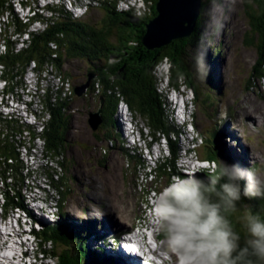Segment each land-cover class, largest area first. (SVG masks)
<instances>
[{
  "label": "rangeland",
  "instance_id": "374dc122",
  "mask_svg": "<svg viewBox=\"0 0 264 264\" xmlns=\"http://www.w3.org/2000/svg\"><path fill=\"white\" fill-rule=\"evenodd\" d=\"M100 1L105 2L109 0ZM111 1L116 2L115 9L118 12L129 8L133 11L149 12V5L144 0ZM27 2L34 9V13L37 12L36 14H40L41 16H50L56 19L59 18L52 13L45 12L47 5L60 3L71 15V18L76 19L75 17L78 18V14L74 11L79 10L82 13L83 10L85 11V8H81V6L88 4V0H72L71 3L74 4L75 2L79 8L75 6L70 8L66 0H27ZM202 2L206 17L203 25L208 29L207 35L213 36V42L210 43L208 41L206 44H208L209 49L210 47L219 46L222 51L216 54L211 49H207L204 54L211 71L210 81L211 78L213 79L209 84V88L206 85L204 90L201 89L200 83L197 86L199 93L205 92L206 97H203L206 102L202 104L200 98L192 105L197 133L202 139L200 140L198 137L193 144L203 142L195 156L196 158L202 157V155L205 156L208 150H212L213 146H215V149L219 153L221 151V154H223V161L226 159V162L230 164H239L244 168H248L254 163H260L261 160L264 161V79L258 80L253 74V71H256L258 68V52L253 45H249V42L255 37L246 13V4H249L250 0H221V2L217 0H202ZM13 11L14 13H18L20 17L26 14V11L20 12L17 6H14ZM34 13L30 12L28 15L31 16ZM104 17V8L97 3H92L85 14L81 18H78V20H83L87 24L99 27ZM38 25L40 28L37 26L32 27L33 32L41 30L44 26L43 24ZM216 25V32H213L212 28ZM117 36L118 33L113 38L117 39ZM254 66L256 70H253ZM168 68L169 63L163 61L161 66L159 65L155 69L157 84L162 79L164 81L163 87H165L164 83L166 82V78H168ZM29 74L23 76L18 84L21 88L17 89L19 94L17 102L12 101L10 97L5 95L1 97L2 89H0L1 116L5 117L11 114V117L16 119L19 124L22 122L32 126L34 124L36 130L39 131L44 111L41 110L38 96L44 88L52 85L54 90L59 87L63 91L66 89L63 96H71L72 100L71 103H68V110L71 116L70 128L66 137L68 146L62 159H60L63 163V169H60L57 163L46 160L42 151V142L34 141L35 148L28 151L30 156L24 157L26 151H22L20 155L24 167L29 170L28 176L30 175L29 179L25 182V189L33 187L34 191L31 194L34 193L37 197L39 196L40 200H45L47 206H50L57 198H60L59 202H57L60 206V214L68 215L69 213L71 217L78 219V222L76 225L66 224L67 220H62L61 216H57L56 221H60V225L68 231L67 233H74L73 235L81 238L83 243L81 245H83L82 248L85 250V254L94 252L99 259L96 262L99 264L103 262L110 264L104 260L110 257V255L105 257V253L103 252L109 250L110 243L106 247L104 243L103 246L98 247V243L95 244L97 242L95 234L97 235L99 232H102V234L115 233L118 231V228H122L121 225L130 229L136 218L142 216L141 211L143 210V206L140 202L146 198L148 189L153 188L156 193L159 192L174 180L172 176L177 171L164 155V160L160 159L155 162L144 159V153L141 154L135 150L131 151V144L124 141L125 135L121 130V123H126L125 120H122V116L125 117L124 112L126 110L123 104L119 105V109L117 108L119 119L116 116V112H114L112 123L108 124V127L95 131L91 129L88 124V113L95 112L98 109L100 103L99 97L89 94V92L86 93V90L80 95L81 97L76 94H70L74 87L81 88L90 81L89 78H93L91 74L86 73L82 62L74 60L66 62L62 66L60 78H58L59 75L54 70L52 73L49 71V73L44 74L34 75L31 72ZM61 83L62 85H60ZM204 83L202 84L203 86ZM2 85L3 82H0V87ZM183 91L190 92L189 97L193 96L185 83L182 85L180 92ZM157 92L161 93V85H158ZM14 100H16L15 96ZM26 108L35 114L24 113L26 112ZM130 117L132 124L138 129L146 126L144 118L138 113L130 112ZM245 122H252V125L257 123V125L247 129L245 128ZM117 123L121 126V131L116 129ZM168 123L171 126L169 119ZM163 130H167V128ZM238 130H242L244 135H239L240 131ZM126 135L128 134L126 133ZM116 137L119 141L116 140ZM121 141L122 144L120 143ZM171 141L173 142L172 139ZM175 143L177 144V141ZM153 144L154 142L151 143V145ZM152 148L157 150L156 145H153ZM236 150L242 155L240 159L235 157ZM243 152L248 156L247 160L243 157ZM214 153L213 155L215 156ZM137 154L139 155L137 161L144 159V165L149 164L155 168L151 176H146L145 171L137 166L136 159L138 156H134ZM181 160H178L175 167L178 168V165H182ZM194 161L199 160L191 159V161L185 163L186 168ZM199 165L193 164V167L198 169ZM208 165L211 170L206 168L204 170L205 173H210V171L212 172L216 169V160ZM45 166L50 168L52 173H55L53 174V180L57 188H53L49 180H46L41 175V172H43L42 168ZM26 169L24 172L27 171ZM202 174L204 172L200 173V175ZM3 187L0 184V193H2ZM9 194L12 195V193ZM24 194L25 191L20 192V196H25V200L30 198V193H28V197ZM152 194L150 193V195ZM33 209H35V212H38L36 208ZM33 209L27 213L30 217H32L31 213ZM38 214L40 215L41 213L38 212ZM18 216L19 213L14 211L13 216L9 215L5 219L6 231L12 236V239L7 244L9 248H1V252L6 250L10 253L7 255L9 259L5 258L6 261L8 264H13V262L19 259L17 250H20L19 253L22 255L23 263L26 258L27 262L25 264H48L43 259L45 257L39 251L37 242L30 235V231L38 232L39 229L34 228V230H30L28 220L22 215H20V219ZM11 221L16 223L18 227H9ZM69 226H72V230L69 229ZM77 226L80 229L73 228ZM88 227V233H90L91 237L89 234V236L84 235V231H81ZM0 233L3 236L10 235L6 232ZM148 234H150L148 241H151V239L154 241L152 231ZM158 238L159 243L160 241L162 242L160 235ZM91 241L94 244L91 245ZM74 242L77 243V239ZM104 242H110V239H105L104 237ZM150 244H152L151 250L155 251V253L159 252L160 254L164 252L161 243L159 244L160 251H158L157 245ZM47 247L49 246L46 245ZM11 253L12 255L15 254V259L10 260ZM167 258L168 260H166L165 264H176L175 257L167 255ZM48 260L50 261V258ZM114 260L116 261V258ZM110 261L112 262V260ZM50 264H52L51 261Z\"/></svg>",
  "mask_w": 264,
  "mask_h": 264
},
{
  "label": "trees",
  "instance_id": "16d2710c",
  "mask_svg": "<svg viewBox=\"0 0 264 264\" xmlns=\"http://www.w3.org/2000/svg\"><path fill=\"white\" fill-rule=\"evenodd\" d=\"M156 1L144 0L149 5L148 13H136L133 10L118 12L115 1H99V5L105 10V17L101 26L97 27L71 18L59 4L47 5L45 8L59 19L35 14L28 20L29 23H24L14 13L12 0H0V41L3 47L0 53V78L5 85L2 94L15 96L17 99V89L21 88L18 84L26 72L44 74L54 70L60 78L62 66L69 60H74L82 62L86 73L93 75L86 93L100 99L98 109H101L103 119L100 130L112 123L113 114L117 112L119 102L123 101L132 113H138L144 118L152 139L158 133H166L170 125L165 114L164 99L157 92L155 69L163 61H167L170 65L169 86L179 89L185 83L194 93V104L200 98L204 104L205 92L199 93L197 86L200 83L201 89L204 90L206 85L209 88L213 79L210 81L211 71L204 55L209 49L206 43H212L213 36L207 35L208 29L203 25L206 17L202 2L196 25L188 38L173 40L160 48L148 49L143 44L142 37L146 32L145 26L156 16ZM246 13L255 35L249 45H253L258 52V68L256 70L253 67L256 70L253 74L260 80L264 79V0H250L246 4ZM34 20L42 23L44 28L37 32L30 31L28 26ZM216 27L217 25L212 28L213 32H216ZM116 33L118 36L114 39ZM24 34L27 38L19 42L20 35ZM210 49L216 54L222 51L219 46ZM202 81H205L204 86ZM70 94H74L73 89ZM39 96L41 110L44 111L39 131L30 124H19L11 116L0 115V184L4 186L0 194L3 196L4 215H9L19 205L22 206L20 192L25 189V182L30 175L28 176L29 170L24 167L20 155L22 151L34 149L36 139L42 142L45 159L57 163L63 169L60 159L68 146L66 137L71 119L68 103H71L72 97L63 96L59 88L54 90L51 85L44 88ZM165 128L167 130H163ZM116 140L118 141L117 137ZM213 147L202 158L209 155L210 159H218V151ZM219 155L223 160L221 151ZM216 163L218 165L220 162L216 160ZM254 168L264 170V163L260 167L255 165ZM42 171L41 175L49 180L53 188H57L53 180L55 173L46 166ZM213 172L214 170L197 177L206 179ZM245 206L264 218V199L243 198L238 205L240 211L233 217L234 225L241 233L243 229L237 221L243 215ZM43 230L38 234L34 232L38 242L54 241L63 254L64 264H99L94 252L85 254L79 236L68 234L62 227H46ZM160 238L163 239L161 234ZM74 239H77V243Z\"/></svg>",
  "mask_w": 264,
  "mask_h": 264
},
{
  "label": "clouds",
  "instance_id": "9594fccd",
  "mask_svg": "<svg viewBox=\"0 0 264 264\" xmlns=\"http://www.w3.org/2000/svg\"><path fill=\"white\" fill-rule=\"evenodd\" d=\"M192 103L186 99L188 114ZM245 197L264 199V170L221 161L206 179L170 182L153 197L165 254L176 264H264V218L245 206L242 233L233 222Z\"/></svg>",
  "mask_w": 264,
  "mask_h": 264
},
{
  "label": "water",
  "instance_id": "95a60500",
  "mask_svg": "<svg viewBox=\"0 0 264 264\" xmlns=\"http://www.w3.org/2000/svg\"><path fill=\"white\" fill-rule=\"evenodd\" d=\"M201 5L202 0H157L155 4L156 16L149 20L145 26L146 32L142 37L145 47L148 49L160 48L173 40L188 38L196 25ZM89 84L88 82L81 88L74 87V94L80 96L89 87ZM88 115L89 126L92 130H97L102 123L101 109L89 112ZM38 244L41 246L40 250L45 259L50 258L52 264H64L63 254L54 241L45 240L44 243L38 242ZM46 245L49 247L46 248ZM66 264L68 263L66 262Z\"/></svg>",
  "mask_w": 264,
  "mask_h": 264
},
{
  "label": "bare ground",
  "instance_id": "6f19581e",
  "mask_svg": "<svg viewBox=\"0 0 264 264\" xmlns=\"http://www.w3.org/2000/svg\"><path fill=\"white\" fill-rule=\"evenodd\" d=\"M68 2H67V4H69L71 1H69V0H67ZM59 5H60V3H58ZM62 6V5H61ZM133 8V7H132ZM263 28V27H262ZM6 29V28H5ZM8 30V29H7ZM264 30V29H263ZM260 31V30H259ZM264 33V32H263ZM112 35V34H111ZM113 36V35H112ZM106 42V41H105ZM9 45V44H8ZM1 49H0V53H1ZM106 65V64H105ZM14 69V68H13ZM45 69V68H44ZM11 71H12V69H11ZM165 76V75H164ZM89 80H90V78H89ZM89 82V81H88ZM118 82V81H117ZM125 84V83H124ZM60 85H62V83L60 84ZM52 86V85H51ZM53 87V86H52ZM59 89H60V87H59ZM74 89V88H73ZM61 90V89H60ZM93 90V89H92ZM61 92H62V94H64L65 92H66V89H64V91L63 90H61ZM128 92V91H127ZM83 94V93H82ZM81 94V95H82ZM78 96V95H77ZM81 97V96H80ZM85 98V97H84ZM108 101V100H107ZM108 107V106H107ZM110 107H112V106H110ZM116 108V107H115ZM123 108V107H122ZM118 109H119V106H118ZM105 110V109H104ZM123 110V109H122ZM118 112V111H117ZM117 112H116V114H117ZM109 113V112H108ZM125 113V112H124ZM117 117H118V119H119V114H117L116 115ZM120 117H121V115H120ZM103 120V119H102ZM106 125V124H105ZM102 127V126H101ZM15 129V128H14ZM100 129V128H99ZM116 129L118 130V131H121L120 129H121V126L119 125V123H117V125H116ZM121 133V132H120ZM25 136V135H24ZM172 142V141H171ZM241 149V148H240ZM135 156V155H134ZM133 156V157H134ZM137 156V155H136ZM135 156V157H136ZM235 157H237V158H241L242 157V155H241V153L240 152H238V150H236V152H235ZM243 157L245 158V160H247L248 159V156L245 154V152H243ZM198 160V159H197ZM188 161H191V159H189V158H185V160H183L182 161V163L183 164H185V163H188ZM211 170V169H210ZM204 173H205V171H203ZM211 172V171H210ZM183 173H185V172H183ZM208 173V172H207ZM208 175V174H207ZM29 189V188H28ZM33 199H39L36 195H34V193H33V195L31 196ZM19 208H15L14 210H12V212L9 214L10 216H13L14 215V211L16 212V213H19V216H18V218L20 217V215H22V216H26V215H28L27 213L31 210V209H33V207H29V206H24V207H21V205H19L18 206ZM36 209H37V207H36ZM38 210V212H40V210L39 209H37ZM38 212H35V209H33L32 210V217H30V222H31V224L29 225V229L30 230H34V228L35 229H39L38 230V233L39 232H41L42 230H43V226H42V224H41V216L38 214ZM59 213L61 212L60 210L58 211ZM41 213V212H40ZM59 216H61V219L62 220H65L66 221V224H73V225H76L77 224V222H78V219H76V218H73V217H71V215L68 213V215H59ZM20 219V218H19ZM18 223V222H17ZM39 224V225H38ZM147 226H149V225H147ZM71 227L72 226H69V229L71 230ZM74 229H80V227L79 226H77V227H73ZM110 228H111V226H110ZM124 229L125 228H118V231L116 232V234H119V233H121L122 231H124ZM19 231V230H18ZM116 231V230H115ZM11 232V231H10ZM35 231H30V235L33 237V239L37 242V246H38V238H37V234H35L34 233ZM20 233V232H19ZM37 233V232H36ZM113 233V232H112ZM68 234H70V232L68 233ZM72 234V233H71ZM103 234H102V232H99L97 235L95 234V236H97V242L98 243H100V244H102L103 245V242L102 241H100V240H98V237H100V236H102ZM14 236V235H13ZM19 236V235H18ZM94 236V237H95ZM90 237H91V235H90ZM93 237V238H94ZM12 239V236L11 235H5V236H3V235H1V233H0V251H1V248H9V245H7L8 243H9V241ZM107 239V238H106ZM74 240H76V239H74ZM6 244V245H5ZM92 244H94V242L93 241H91V245ZM96 244V243H95ZM105 244V247L108 245V242L107 243H104ZM91 245H88V246H91ZM12 246V245H11ZM10 246V247H11ZM13 248H14V246H12ZM39 247V249L41 248V246H38ZM127 247H130V246H127ZM110 248V247H109ZM15 249V248H14ZM10 250V249H9ZM12 250V249H11ZM5 251L6 250H4V253H3V256H2V259L0 258V264H2V261H6V259L5 258H7V259H9L8 257H7V255H8V253H5ZM104 253H105V257H107V256H109L110 255V252H108V250H107V252H105V251H103ZM113 254L115 255V252H113ZM113 254H111L110 255V257H109V261L108 262H110V260H112L115 264L117 263V264H134L132 261L131 262H129L128 263V261L129 260H134V261H136L134 258H132V257H130L129 256V254H127V255H125V256H123V257H114V255ZM11 255H12V253H11ZM101 257V256H100ZM116 258V261L114 260V258ZM16 258V256H15V254L14 255H12L11 256V259L10 260H12V259H15ZM43 258V257H42ZM46 262H48V264H50V261L48 260V259H45V258H43ZM41 260V259H40ZM14 263V262H13ZM25 264V263H24Z\"/></svg>",
  "mask_w": 264,
  "mask_h": 264
}]
</instances>
